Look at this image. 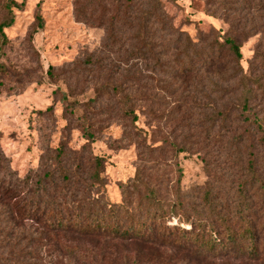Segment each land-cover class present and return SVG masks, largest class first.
I'll list each match as a JSON object with an SVG mask.
<instances>
[{
	"label": "rangeland",
	"instance_id": "rangeland-1",
	"mask_svg": "<svg viewBox=\"0 0 264 264\" xmlns=\"http://www.w3.org/2000/svg\"><path fill=\"white\" fill-rule=\"evenodd\" d=\"M15 1L22 8L13 11L12 26L3 30L6 42L0 38V150L19 177L34 182L52 165L73 175L80 166L75 177L80 184L89 179L97 156L103 158L111 203L121 201L120 187L140 172L142 181L157 184L165 198L178 184L181 213L207 218L216 207L226 221L221 229H237L243 218L264 231V148L253 150L257 165H251V174L248 165H238L236 148L227 152L223 146L230 134L264 138V0ZM160 8L169 19L165 26L156 16ZM170 25L212 55V65L189 66L186 58H178ZM227 37L239 46L238 63L227 46L216 45ZM104 67L113 73L104 77ZM112 87L122 95L113 94ZM233 99L239 108L227 120L225 107ZM130 100L145 107L134 125L142 130L137 135L120 114ZM184 105L199 110L185 114ZM213 107L220 112L214 126L206 122ZM88 123L92 143L81 132ZM140 140L163 151L141 163L146 158L135 146ZM170 142L186 153L172 157ZM58 148L64 155L57 160ZM125 250L140 261L151 253L133 245ZM157 251L161 264H264L230 256L199 261Z\"/></svg>",
	"mask_w": 264,
	"mask_h": 264
},
{
	"label": "trees",
	"instance_id": "trees-1",
	"mask_svg": "<svg viewBox=\"0 0 264 264\" xmlns=\"http://www.w3.org/2000/svg\"><path fill=\"white\" fill-rule=\"evenodd\" d=\"M21 8L22 3L15 0H0L3 15L0 38L3 43L6 42L3 30L12 26L13 11H20ZM156 16L160 25L169 24L161 8ZM169 28L174 36L173 49L178 58H186L189 66L199 64L204 68L212 65V55L204 53L195 42L183 37L184 33L180 30L173 29L171 25ZM220 40L219 43L216 41V45L227 46L238 63L242 57L235 40L228 37ZM177 70L183 72L185 68L178 67ZM188 70L191 68L188 67ZM102 71L104 77L113 73L106 67ZM199 71L194 70L193 75L196 77ZM235 78V75H230L228 79L234 82ZM112 93L117 97L122 95L116 87H112ZM144 108L133 100L120 108V114L129 118L136 135L142 132L134 125L139 115H143ZM238 108V100L230 101L225 107V118L232 117ZM193 110H199V107L183 106L185 114ZM219 114L213 107L206 122L214 126ZM81 132L87 143L93 142V127L89 123L82 127ZM135 146L137 150H143L140 155L146 158L140 159L141 163L152 161L155 154L163 151L155 143L147 144L143 140L137 141ZM223 146L227 152L235 147L238 165H248L247 171L255 174L251 167L257 165L253 150L255 147L264 148V138L230 134L224 138ZM168 147V152L174 151L172 157L186 153L184 147L174 142H170ZM63 155L62 148L56 149L57 160ZM201 161L205 167L208 165L205 158ZM80 170L81 167L77 166L70 175L63 167L52 165L51 170L33 182L27 176L19 177L0 150V264H161L158 249L173 250L199 261H214L229 256L252 262L264 260V244H261L264 235L260 233L263 230L255 229L251 226L252 221H244L243 218L239 219L241 225L237 229H221L226 221L220 218L221 209L216 207L208 211L207 218L197 211L190 216L181 213L184 205L177 192L178 184L170 188V198H165L157 184L144 183L140 172H137L131 181L120 187L121 201L111 203L106 198L103 158L92 157L88 168L89 179L78 184L75 177ZM54 176L57 178L56 181L53 179V183L44 182ZM208 195V191L204 192V197ZM209 202L202 200L204 205ZM191 212L196 213L195 210ZM130 245L148 248L151 253L144 261L130 258L125 250ZM51 255L56 259L46 263L44 257ZM165 263L169 264L168 261Z\"/></svg>",
	"mask_w": 264,
	"mask_h": 264
}]
</instances>
